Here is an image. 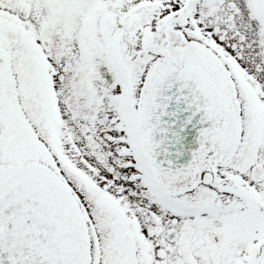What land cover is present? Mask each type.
I'll return each mask as SVG.
<instances>
[{
    "label": "snow or ice",
    "instance_id": "1",
    "mask_svg": "<svg viewBox=\"0 0 264 264\" xmlns=\"http://www.w3.org/2000/svg\"><path fill=\"white\" fill-rule=\"evenodd\" d=\"M0 264H264V0H0Z\"/></svg>",
    "mask_w": 264,
    "mask_h": 264
}]
</instances>
